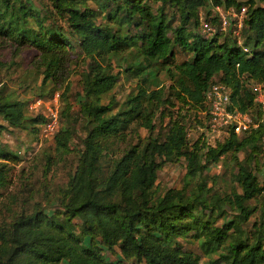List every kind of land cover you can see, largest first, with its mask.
Wrapping results in <instances>:
<instances>
[{
  "label": "trees",
  "instance_id": "1",
  "mask_svg": "<svg viewBox=\"0 0 264 264\" xmlns=\"http://www.w3.org/2000/svg\"><path fill=\"white\" fill-rule=\"evenodd\" d=\"M37 2L0 0V37L11 41L16 53L26 47L35 52L38 96L61 91V124L51 140L58 158L73 150L69 143L77 120L84 135L81 148L74 149V170L58 190L57 207L35 204L0 231V264H264V169L258 179L252 168L262 151L264 113L251 88L252 83L264 87V0H212L224 9L246 5L240 46L230 32L231 42L226 36L217 42L218 30L208 38L187 28L201 25L197 11L206 0ZM149 2L174 8L177 24L163 7L152 10ZM204 20L219 23L215 17ZM72 42L85 62L78 74L76 120L66 98ZM175 46L190 56L170 69ZM111 59L118 67L128 63L122 70L137 78L135 94L115 110L113 101L101 102L118 80ZM157 63L171 80L165 96L159 82L148 79H156L150 71ZM213 83L224 84L229 108L250 113L256 126L208 144L196 126L204 122L206 114L198 112L206 111L204 92ZM24 111V101L0 95V131L27 126L36 133L45 115ZM155 112L159 125L153 133ZM130 123L147 136L135 144L124 142L108 158L112 145L125 140L122 125ZM190 129L196 132L193 138ZM225 154L233 161L235 187L218 194L206 186L203 173ZM17 158L0 142V189L9 183L8 164ZM179 159L184 161L182 186L158 193L157 171ZM179 238L195 242L201 255L183 248ZM114 247L119 258L109 261L104 252Z\"/></svg>",
  "mask_w": 264,
  "mask_h": 264
},
{
  "label": "rangeland",
  "instance_id": "2",
  "mask_svg": "<svg viewBox=\"0 0 264 264\" xmlns=\"http://www.w3.org/2000/svg\"><path fill=\"white\" fill-rule=\"evenodd\" d=\"M245 1V0H238ZM34 6H37V0H33ZM90 7H93L92 3H89ZM149 6L152 10H155L159 6L163 7L164 13L167 17L172 16V25L177 24V12L174 8L169 5H160L159 2H149ZM246 7V5H244ZM243 5L240 6L238 10L232 11L231 9L225 10L222 16L225 18L226 25H223L224 29H217L220 33L216 36L217 42H222L226 36L228 43L231 42V37L235 36L233 34L238 33V45L240 46L242 42V37H240V27L238 28V23L242 25V19L244 17V11L241 14V9L244 8ZM212 0H206L205 5L198 9L197 11V21L201 22L199 27L191 28L189 25L187 28L191 32H199L203 36H209L208 33L202 31V23L207 22L204 19L213 18L212 15H217L218 11L212 9ZM229 24V25H228ZM216 33V32H215ZM72 48L70 54L72 60L70 62V67L68 71L67 81L69 83V88L66 93L67 101L70 104V112L73 118H77V96L79 94V81L78 74L82 70L85 64L82 59L77 56L79 54L78 48L75 42H72ZM243 46H241L242 48ZM14 45L11 41L0 37V95L10 94L12 98L21 100L25 102V115L32 116L34 114H45L46 106H52L51 98L52 96H38L39 84H40V69L37 65L36 54L31 48H23L19 51H15ZM247 49V48H246ZM174 56L171 64L167 66L171 69L174 64H178L184 60L189 59L190 54L181 51L178 47L173 48ZM126 52L124 53V56ZM75 56V57H74ZM114 59H111V64L113 66L112 71L119 72L118 80L114 87L102 97L101 102L106 103L108 100L114 102L115 110L127 96L135 94V84L137 78L130 74L128 71H123L122 69L128 65V63H121L120 67L116 65ZM161 65L158 63L151 68V75L155 76V80H151V76L148 78L149 82L158 81L159 86H161V95L165 96L167 91L165 88L171 83L169 76L166 74L165 70H161ZM121 68V70H120ZM160 68V69H159ZM157 69H159L157 71ZM217 78V77H216ZM149 90L154 88L153 84H149ZM260 85V84H259ZM49 84L45 86V90L49 89ZM262 86V85H260ZM155 87V88H158ZM60 90L55 91L53 94H58L57 101V113L59 115L60 108L63 102L60 100ZM65 98V99H66ZM40 100V104L34 109H29V105L36 100ZM198 112V111H197ZM201 112H198V115ZM158 112H155L153 122L155 124V129L153 133L158 128ZM188 118L191 119L193 116V110H189L187 114ZM59 117V116H58ZM166 120V119H164ZM62 123L65 120L62 119ZM0 123H3L0 120ZM133 123V122H132ZM132 123L127 126H123V132H125V140L121 143H114L112 149L109 150L108 158L117 151L118 149H123L124 142H129L135 144L142 139H144L148 132L144 128H133ZM60 117L56 125V129L60 126ZM75 133L69 143V148H73L68 154L58 158V156L52 150L51 140L43 139L39 137V130L36 133H30L28 127L25 128H7L6 130L0 131V142L11 152L17 155V162L14 164H8V180L9 183L2 189H0V231L5 230L9 222L13 217L20 211L29 212L30 209L35 206V204L44 205L47 204L52 207H57L56 198L59 188H61L67 181L69 175L73 172L74 166L76 164V148H81L80 140L84 135L81 128V122L77 120L74 122ZM199 132V131H197ZM201 133V132H200ZM196 135L193 129L188 131V136L193 138ZM208 144H213L212 141L206 140ZM260 151L256 156L257 164L252 166L253 172L257 174L258 179L262 177V170L264 169V142H260ZM50 156V163H46V156ZM237 158H242L243 153H237ZM253 165V161L251 163ZM235 169L233 166V161L229 154H225L220 157V160L211 164L203 173V178L206 180V186H211V188L218 194H224L229 192L230 189L235 187L234 180ZM184 175V161L179 159L175 162H168L160 167L157 171V177L155 181V190L158 193H163L167 189L174 188L178 189L182 186V179ZM191 185V184H190ZM191 187V186H190ZM48 200L50 201L48 203ZM254 217L251 216L249 220L251 221ZM78 222L77 220H74ZM220 219L216 220V224H219ZM183 248L191 250L196 254H200L196 243L184 239H178ZM87 237L85 238V243ZM109 261H114L119 258V252L116 247H114L113 252H104ZM202 260V258H201ZM124 264H142L133 261H125Z\"/></svg>",
  "mask_w": 264,
  "mask_h": 264
},
{
  "label": "built area",
  "instance_id": "3",
  "mask_svg": "<svg viewBox=\"0 0 264 264\" xmlns=\"http://www.w3.org/2000/svg\"><path fill=\"white\" fill-rule=\"evenodd\" d=\"M212 9H217V15H212L218 19L219 23L216 25L218 29H224L223 25H226L225 18L222 16L225 10L231 9L234 11L233 7H228L224 9L222 6L215 5ZM234 9V10H233ZM245 13V9H241V14ZM229 25V24H228ZM227 26V25H226ZM229 27V26H227ZM241 28L240 22L238 23V28ZM202 31L213 35L216 31L215 25L210 21L202 23ZM238 38V33L233 34ZM237 44L238 41H237ZM241 45V44H240ZM245 47H242V51H246ZM252 91L254 92V101L258 105L260 111L264 113V87L259 84H251ZM57 101L58 94H52L51 102L52 106H46L45 117L46 121L39 127V137L47 140H51L53 134L56 130V125L58 122V113H57ZM204 103L206 106V111L201 112L203 116L206 114L203 119V124H198L196 130L203 132L204 140H210L212 142L216 140H221L225 137L228 132L233 133L234 135H239L244 131H247L249 128H254L256 123L252 115L248 112H241L236 109L229 108V91L228 88L222 83H213L211 84L206 91L204 92ZM40 104V100L36 99L32 105H29V109H34L37 105ZM264 142V137L262 139Z\"/></svg>",
  "mask_w": 264,
  "mask_h": 264
}]
</instances>
